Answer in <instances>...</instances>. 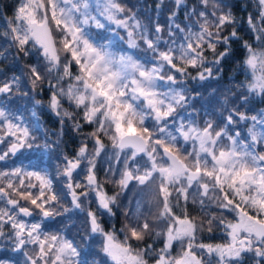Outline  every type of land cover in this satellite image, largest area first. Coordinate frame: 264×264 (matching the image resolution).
<instances>
[{
	"label": "snow or ice",
	"instance_id": "6c2138e0",
	"mask_svg": "<svg viewBox=\"0 0 264 264\" xmlns=\"http://www.w3.org/2000/svg\"><path fill=\"white\" fill-rule=\"evenodd\" d=\"M255 6L249 42L229 0H156L143 19L122 0H17L0 64L33 60L11 76L0 68V264H264V108L250 107L264 103V0ZM235 42L245 80L208 91ZM145 192L147 210L134 198ZM73 213L79 240L66 234ZM216 228L226 242L199 241Z\"/></svg>",
	"mask_w": 264,
	"mask_h": 264
},
{
	"label": "trees",
	"instance_id": "16d2710c",
	"mask_svg": "<svg viewBox=\"0 0 264 264\" xmlns=\"http://www.w3.org/2000/svg\"><path fill=\"white\" fill-rule=\"evenodd\" d=\"M123 3L128 4L129 6L135 5L136 9L139 12L140 17L143 19L145 15L154 16L155 10L154 5L156 3V0H122ZM189 4L193 2V0H187ZM230 3L235 5L233 8V12L237 16L238 20L240 21L237 25V31L241 38L243 40H248L249 42L253 41V34L249 30V27L247 25V15L249 12H251L253 15H255L257 9L255 6V0H229ZM17 3V0H0V32L4 30L5 20L7 17H10L13 14V9ZM166 3H170V0H166ZM167 15V9L165 8L163 10V14L159 17L161 22H163ZM180 19L183 20V14H180ZM231 30L230 28L228 29ZM2 43V41H0ZM222 50V48L220 49ZM245 52L243 47L241 46L240 42H235L232 45V53L230 57L224 62V75L222 79L219 82L216 81H208L205 84V88L210 91L212 88H223L224 86H227L230 79H233L236 82L244 81L245 80V72L242 68V60L244 59ZM33 58L29 57L27 58V61L25 58H21L19 61H15L11 56H9L8 60L4 63L0 64V68H3L4 71L7 73L8 76H11L13 73L19 74L21 70V66L25 62H32ZM205 96L207 97L208 92L205 91ZM43 99L47 100V93L44 94ZM24 102L19 99L13 100V107H16L18 105H22ZM199 106V105H198ZM253 112L259 111L260 109L264 108V103L260 102L259 98L253 101V103L250 105ZM27 115V113H25ZM41 119L46 127H48L50 130L55 129L58 127L54 123L55 117L51 115V113L47 112L46 110L42 113ZM90 128H86L85 131H90ZM52 139H55V137H52ZM64 143L61 145V149L63 148L64 151L69 155H74L75 149L78 146L79 138L75 136L71 132V129H66V134L64 136ZM105 143L107 144L108 141L106 140ZM110 147V146H109ZM35 153H24V156H32L35 157ZM15 159V158H14ZM25 163H28L27 160L24 161ZM33 162L35 160L33 159ZM19 163V161H17ZM58 163L55 156L52 158L51 161H49L48 157L44 156V166L49 167L50 171L52 172L53 176L55 177V165ZM0 166H3V164H0ZM98 175L103 178V171H99ZM81 179L83 176L81 175ZM55 186L58 190L61 188L60 180H55ZM107 191L109 194H111L115 189L111 184L106 186ZM131 187L130 190L126 193V195L122 198V203H127V200L129 197H131ZM70 198L66 197L64 198V203L67 204L68 200ZM94 206V205H93ZM197 208H195V205H190L188 207V212L191 216H202L203 213L200 212L199 206L196 205ZM209 212H216L217 210H208ZM72 220L69 231L66 232L69 238H75L79 240L78 230L83 231V221L84 217L83 215H79L76 213L71 214ZM231 215H229L227 218L229 219ZM38 218V217H37ZM25 219H32V218H25ZM64 219L61 217H57L55 220H49L45 223L47 224L46 231L49 232H55L59 228L62 227L60 221ZM105 219L109 220V218L105 217ZM123 216L120 214V212H117V216L114 219H111V223H114L117 228L121 227L123 223ZM219 228H216L212 234H208L207 232H204L199 235L200 240L204 241H223L226 239L223 233H217ZM160 244H157L156 247H160ZM245 264H249L248 261L245 262Z\"/></svg>",
	"mask_w": 264,
	"mask_h": 264
},
{
	"label": "rangeland",
	"instance_id": "374dc122",
	"mask_svg": "<svg viewBox=\"0 0 264 264\" xmlns=\"http://www.w3.org/2000/svg\"><path fill=\"white\" fill-rule=\"evenodd\" d=\"M62 150H64L63 148H62ZM0 167H3V166H0ZM131 194L133 195V193H132V190H131ZM135 199H143V201H145V204H144V208H145V210H147V203H146V201L149 199V195L145 192V193H138L137 194V196L136 197H134ZM215 230V229H214ZM205 243H211L210 241H204ZM220 243H224V242H226V240H224V241H219ZM212 244H217V243H213L212 242ZM177 251H178V248H176V249H174L173 250V255H175L176 253H177Z\"/></svg>",
	"mask_w": 264,
	"mask_h": 264
},
{
	"label": "flooded vegetation",
	"instance_id": "af4514ba",
	"mask_svg": "<svg viewBox=\"0 0 264 264\" xmlns=\"http://www.w3.org/2000/svg\"><path fill=\"white\" fill-rule=\"evenodd\" d=\"M190 206V205H189ZM195 208H197V206L195 205ZM215 208L214 207H211V208H209L208 210H214ZM200 210V209H199ZM176 212H177V214L179 215V214H181L180 213V210L179 209H177L176 210ZM233 217H232V215H231V217L229 218L230 220L232 219ZM107 220V219H106ZM219 232H217V233H222L220 230H218ZM200 235V234H199ZM198 239H199V241L200 242H203L202 240H200V238H199V236H198ZM226 240V239H225ZM224 241V240H223ZM203 243H205V242H203ZM212 243V242H211ZM213 243H220L219 241H214ZM249 263V262H248Z\"/></svg>",
	"mask_w": 264,
	"mask_h": 264
}]
</instances>
